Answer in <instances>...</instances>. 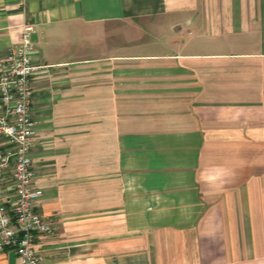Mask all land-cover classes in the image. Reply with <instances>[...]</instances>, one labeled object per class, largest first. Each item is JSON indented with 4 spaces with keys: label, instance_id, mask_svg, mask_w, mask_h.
Here are the masks:
<instances>
[{
    "label": "crops",
    "instance_id": "1",
    "mask_svg": "<svg viewBox=\"0 0 264 264\" xmlns=\"http://www.w3.org/2000/svg\"><path fill=\"white\" fill-rule=\"evenodd\" d=\"M29 21L42 264H264V0H0V65Z\"/></svg>",
    "mask_w": 264,
    "mask_h": 264
},
{
    "label": "built area",
    "instance_id": "2",
    "mask_svg": "<svg viewBox=\"0 0 264 264\" xmlns=\"http://www.w3.org/2000/svg\"><path fill=\"white\" fill-rule=\"evenodd\" d=\"M35 24L22 25L19 44L0 65V256L13 252L19 264H42L40 235L55 233L52 220L37 211L44 193L35 184L32 154L37 129L33 117Z\"/></svg>",
    "mask_w": 264,
    "mask_h": 264
},
{
    "label": "water",
    "instance_id": "3",
    "mask_svg": "<svg viewBox=\"0 0 264 264\" xmlns=\"http://www.w3.org/2000/svg\"><path fill=\"white\" fill-rule=\"evenodd\" d=\"M12 257V261H11V264H14V261H15V259H16V255H15V253H12V255H11Z\"/></svg>",
    "mask_w": 264,
    "mask_h": 264
}]
</instances>
